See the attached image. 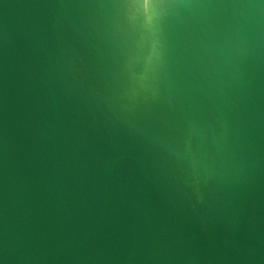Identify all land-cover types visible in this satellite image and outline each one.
Listing matches in <instances>:
<instances>
[{"label":"water","instance_id":"obj_1","mask_svg":"<svg viewBox=\"0 0 264 264\" xmlns=\"http://www.w3.org/2000/svg\"><path fill=\"white\" fill-rule=\"evenodd\" d=\"M0 0V264H264V0Z\"/></svg>","mask_w":264,"mask_h":264},{"label":"snow or ice","instance_id":"obj_2","mask_svg":"<svg viewBox=\"0 0 264 264\" xmlns=\"http://www.w3.org/2000/svg\"><path fill=\"white\" fill-rule=\"evenodd\" d=\"M143 6H144V7H147V8H151V7H152V5H151L149 2H147V0H146V2L143 4Z\"/></svg>","mask_w":264,"mask_h":264}]
</instances>
